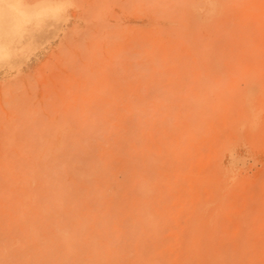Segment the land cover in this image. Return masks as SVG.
I'll return each mask as SVG.
<instances>
[{"label": "rangeland", "instance_id": "374dc122", "mask_svg": "<svg viewBox=\"0 0 264 264\" xmlns=\"http://www.w3.org/2000/svg\"><path fill=\"white\" fill-rule=\"evenodd\" d=\"M0 34V264H264V0H0Z\"/></svg>", "mask_w": 264, "mask_h": 264}, {"label": "bare ground", "instance_id": "6f19581e", "mask_svg": "<svg viewBox=\"0 0 264 264\" xmlns=\"http://www.w3.org/2000/svg\"><path fill=\"white\" fill-rule=\"evenodd\" d=\"M26 23H27V21H26ZM21 30H22V32H25V33H27L26 31H25V29H24V26H22L21 27ZM34 30H35V32H36V30H37V28H34ZM35 32H34V34H35ZM9 37V40L10 41H13L14 40V35L13 34H11V35H8ZM3 37H5L4 35L2 36L1 34H0V40H2L3 39ZM4 56H8L7 54H5Z\"/></svg>", "mask_w": 264, "mask_h": 264}]
</instances>
